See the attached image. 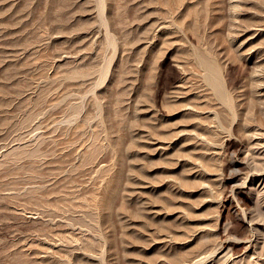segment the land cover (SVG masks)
I'll return each mask as SVG.
<instances>
[{
  "label": "rangeland",
  "instance_id": "obj_1",
  "mask_svg": "<svg viewBox=\"0 0 264 264\" xmlns=\"http://www.w3.org/2000/svg\"><path fill=\"white\" fill-rule=\"evenodd\" d=\"M260 24L264 0H0V264H264L242 219L183 189L188 42L224 54Z\"/></svg>",
  "mask_w": 264,
  "mask_h": 264
},
{
  "label": "bare ground",
  "instance_id": "obj_2",
  "mask_svg": "<svg viewBox=\"0 0 264 264\" xmlns=\"http://www.w3.org/2000/svg\"><path fill=\"white\" fill-rule=\"evenodd\" d=\"M233 28L229 34L232 35L231 46H228L229 50L224 54L221 50L214 51L208 40L207 43L188 42L190 57L186 72L188 73L186 89L189 100L186 108L191 136L188 138V144L192 143L190 147L196 154L190 151L186 157L189 163V174H187L192 178L183 189L187 192L190 206L197 208L212 201L216 202L219 208H230L235 217L242 219L252 232L251 236L245 238V245L248 248L260 242L264 245V232L259 233V230L264 228V224L258 223L263 219L257 218L264 215V44L262 43L264 41L263 38L262 41L260 39L264 33V25ZM236 58L246 66V73L238 84L231 82L225 76L224 68L221 69L222 65L225 66L230 61L233 63ZM196 76L199 80L197 86H195L196 79L194 80ZM208 96L219 104L227 106L230 115L223 118L217 109L204 110L205 98ZM195 123L200 128L199 132ZM235 130L240 144L236 149H231L230 139ZM169 144L162 145L160 149L165 151L169 148ZM222 155L226 157L223 158ZM220 174L226 176L224 178L228 181V185L218 182ZM214 175L215 177L212 178ZM205 191L209 193V198L207 195H202ZM202 214L205 213L200 215ZM193 219L197 220L195 217ZM226 229L227 227L222 233V245L229 239L230 229ZM259 234H262V238ZM252 257L246 264L254 261Z\"/></svg>",
  "mask_w": 264,
  "mask_h": 264
}]
</instances>
